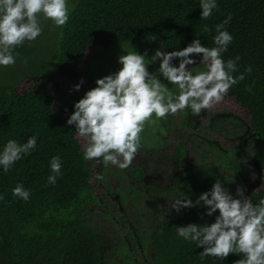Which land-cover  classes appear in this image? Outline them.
<instances>
[{
	"label": "trees",
	"instance_id": "16d2710c",
	"mask_svg": "<svg viewBox=\"0 0 264 264\" xmlns=\"http://www.w3.org/2000/svg\"><path fill=\"white\" fill-rule=\"evenodd\" d=\"M72 1L73 5L68 3L69 21L62 28L56 27L53 47H44L42 42H25L16 49L19 56L13 67H16L14 71L19 70L5 81L0 79V148L8 139L24 143L31 135L38 137L31 156L17 161L7 173L0 172V264H234L240 256L229 254L225 261L212 257L202 260L198 255L202 248L196 249L176 235V226L212 223L218 212L208 217L203 215V207L196 206L177 214L164 206L165 210L154 211L158 219L154 225L143 218V210L136 214V223H131L132 218L124 216L129 206L117 198L106 200L113 191L111 187L106 197L99 195L92 181L96 178L103 182L104 178L98 179V164L82 158V144L75 127L66 124L48 90L50 83H61L59 77L83 78L90 85L95 84L91 74L99 72L93 63L110 53L115 56V52L120 53L128 44L135 45L136 51L159 48L172 51L183 49L199 38L202 45L211 48L214 26L231 15L226 28L233 42L223 58L227 61L239 56L238 72L233 75L244 73L245 79L226 95L246 108L251 116L248 128L254 140L241 141L237 147L250 149L253 166L259 170L263 184L251 190L244 181V186L243 169L238 168L237 161L224 157L221 150L211 164H200L194 169L186 163L183 166L188 147L196 142L190 134H185L174 151H165V157L160 156L166 163L170 161L171 169V164L176 163L183 168L179 166L177 174H173L174 182L161 188L154 200L168 203L186 193L195 201L215 180H221L232 194L241 181L240 187L255 204L264 198V0H217V9L207 20L200 18L199 0ZM206 26L211 31H205ZM92 46H101L106 54L86 59ZM195 59L199 61L200 56ZM22 61L31 64L27 66ZM248 67L252 69L250 73L245 72ZM26 79L32 85L18 93L15 88ZM161 145L162 150L168 148ZM56 155L62 160L61 175L55 185H49V160ZM131 171L135 175L131 185L147 192L152 178L145 177L140 165ZM17 183L30 190L27 202L12 195ZM109 206H112L108 212L113 227L98 232L91 220L100 211L104 214ZM95 208L99 211L94 213ZM150 211L146 212L149 216ZM151 224L153 233L148 227ZM147 234L151 235L149 244L145 245ZM123 240L130 243L131 258L116 255Z\"/></svg>",
	"mask_w": 264,
	"mask_h": 264
},
{
	"label": "clouds",
	"instance_id": "9594fccd",
	"mask_svg": "<svg viewBox=\"0 0 264 264\" xmlns=\"http://www.w3.org/2000/svg\"><path fill=\"white\" fill-rule=\"evenodd\" d=\"M217 7V0H199L201 20H207ZM69 18L68 0H0V67L15 65L19 56L16 49L41 36L42 19L62 28ZM231 19L229 15L214 26L211 48L196 38L183 49L159 48L150 59L147 51L141 54L132 47L130 51H123L126 54L117 58L119 69L98 78L95 87L73 104L66 121L85 141L82 158L127 169L141 148V134L146 124L155 125L185 109L199 116L202 110L220 103L230 88L245 79L244 73L233 75L238 72L239 56L227 61L223 58L233 42L226 28ZM205 31L211 30L206 26ZM196 56H200L199 64L204 65V70L193 71L195 67H188L196 63ZM177 60L178 65L174 63ZM157 61L159 67L149 72L148 66ZM251 70L248 67L245 72ZM83 83L81 78L73 90L79 91ZM37 138L31 135L24 143L8 139L0 148V172L7 173L17 161L31 156L37 147ZM61 168V157L53 156L49 160V185H55ZM12 195L27 202L31 193L22 183H17ZM196 206L203 207V215L208 217L218 212L214 222L176 226V235L196 249L202 248L198 254L202 260L212 257L225 261L229 254H234L241 257L234 264H264V198L254 204L245 195L244 188L232 194L221 180H215L195 201L181 193L170 208L179 214L182 209Z\"/></svg>",
	"mask_w": 264,
	"mask_h": 264
},
{
	"label": "rangeland",
	"instance_id": "374dc122",
	"mask_svg": "<svg viewBox=\"0 0 264 264\" xmlns=\"http://www.w3.org/2000/svg\"><path fill=\"white\" fill-rule=\"evenodd\" d=\"M69 2L70 5H73L72 0H68V3ZM45 21L47 20H41L43 32L41 36L35 40V43L42 42L44 47L52 48L54 41L56 42V26L53 24V22L48 24ZM130 47L133 48L136 46L131 44L125 45L122 48L126 49L122 50L120 53L115 52V56L110 53V55L104 57L102 61L94 62L93 67L96 68V72H99L95 75L91 74L95 81L98 78H102L105 75L117 71L120 67V65L117 63V58L120 55L126 54L124 52L130 51ZM145 51L148 53L147 58L150 59L155 50H137V52L141 54ZM105 54L106 52H104V49L101 46H92L86 53V59L90 56H103ZM22 62L27 66L31 64L25 61ZM174 63L178 65L177 61H174ZM18 64L19 63L17 62V65ZM15 65L0 67V79L2 81H5L9 75H12L19 70L18 69L17 71H14L16 67L13 66ZM158 67L159 62L157 61L155 64L149 65L148 70L149 72H154ZM188 67H195L193 71L204 70V65L199 64V61ZM80 68L81 70H84L83 65H81ZM58 81L61 83L58 84L52 82L49 84L48 92L51 93L56 100V106L58 107L61 116L67 120L73 111V104L82 98L87 90L95 87V84L91 83L93 85H90V83L84 79V83L80 90L74 91L73 86L79 83L80 80H66L59 77ZM90 81L91 79H89V82ZM165 83L167 82L165 81ZM31 85L32 83L26 79L24 82L17 85L15 89L18 93H23L24 91L29 90ZM168 86L171 87L170 84ZM223 113H225L226 116ZM187 118L189 120H187ZM238 118L240 119L239 121L236 120ZM243 122H245L247 126H245ZM249 126H251V116L249 115L248 110L236 102L234 98L225 95L224 99L220 103L215 104L213 107L207 110H202L199 116H193L190 113V110L185 109L183 111L177 112L174 115L166 116L165 118L158 121V123L155 125L148 126L146 124L145 131L141 134V148L138 150L137 154L141 155V159L149 157L152 161L154 160L156 162V160L161 155H165L166 150L169 152L174 151V147L181 142V137L186 136L185 134H190L192 138L196 139V142L194 145H192L191 142L187 150L185 161L188 165V168L194 169L200 164H211L214 161L213 158L215 156L217 157L219 150H221L225 153L224 157L228 159L231 158L232 162L237 161L239 166L238 168L243 169V183L245 181L250 189H256V187H261L263 182L262 179L258 180L259 170L253 166L251 151L250 149L246 150L245 147L243 148L245 150H241L242 147H237L241 141L247 143L251 140L253 142L254 138L252 139L250 136V129L248 128ZM78 138L83 145L85 141L80 137ZM158 141H160L161 144L166 145L168 148H166V150L160 149L163 147L158 143ZM213 145L217 146V148H213ZM208 149H211L212 151H209ZM220 157L223 158V155H220ZM168 165V163H165L162 167H167ZM100 168H102L101 171ZM97 171H100L99 176L104 178L103 182L105 183L104 184L102 181L97 180L96 178L92 180L93 183H96L97 193L99 195L105 194L106 197L107 189L111 187L113 191L110 192V197H106V200L109 202L117 198V200L120 202L125 203L124 205L129 206L124 213V216L126 218H132L131 223H136V214L143 210L145 211V216H143V218L146 217L147 220L149 219V222L154 225L158 220L154 212L155 210H165L164 206L168 207V209H171L170 207L173 201H169L168 203H161V200L155 201L154 197L151 198L148 192H142L134 185H131V182L125 183V181H131L129 179L133 180L135 178V175L132 174L131 169L121 170L111 164H108L106 166L98 165ZM112 179L114 181H112ZM119 179L122 181L118 182ZM154 179L160 181L163 186L165 183L169 182L168 180L160 177H155ZM241 185L242 182L240 181L238 183V187L241 188ZM150 192L153 194L152 191ZM110 208H112V206L106 207V209L104 208V214L100 211L92 218L91 222L97 228L98 232L107 231L113 227L108 212ZM150 209H152V211H150L149 216L146 214V212ZM95 211H99V209L95 208L93 212L95 213ZM115 216L117 219V214ZM139 219L141 220V217H139ZM152 224L148 226L152 229L151 233H153L154 228ZM150 235L147 234L145 236V245L149 244ZM129 244L130 243L123 240L122 244H119V247L116 250V255L119 257L126 256V258H131L133 252ZM138 255L142 257V255Z\"/></svg>",
	"mask_w": 264,
	"mask_h": 264
},
{
	"label": "flooded vegetation",
	"instance_id": "af4514ba",
	"mask_svg": "<svg viewBox=\"0 0 264 264\" xmlns=\"http://www.w3.org/2000/svg\"><path fill=\"white\" fill-rule=\"evenodd\" d=\"M225 114V113H223ZM236 118V117H234ZM237 121H239L240 119H236ZM166 150V149H164ZM167 151V150H166ZM169 152V151H168ZM165 157V155H162ZM187 156V155H186ZM185 156V158H186ZM141 155L140 154H136V157L135 159L133 160L131 166H129L127 169H131L132 167H139V165L143 168V170H145V177H150V179L152 178V185L150 187V189L148 188L147 189V192L150 194L151 198H153L155 195H157V193H159L158 191L162 188H164L165 186H168L169 184H171V182L173 183L174 182V177H173V174L175 173V175L177 174L178 172V169L179 166L182 167V164L178 165L177 163L176 164H171L173 169H171L169 167L170 165V161H168L167 163L169 164L167 167H162L166 162L164 159H162L161 157H159L156 162L153 160H151L149 157L145 158V159H141ZM185 158L182 159V161H185ZM91 162H94V164H98L100 165L101 163H99L98 161L96 160H92ZM186 161L183 162V166H186ZM98 165L96 166L97 169H98ZM101 166H103V164H101ZM183 168V167H182ZM96 169V170H97ZM102 170V168H100V171ZM99 171V172H100ZM98 172V173H99ZM152 172H155V173H152ZM155 177H160V178H163L165 180H168L169 182L165 183L164 186L162 185V183L158 180H155L154 178ZM134 180V179H133ZM133 180L131 179V182H133ZM258 180H261L260 179V176H259V179ZM122 180H118V182H121ZM130 182V181H129ZM136 182V181H134ZM258 182V181H257ZM250 189V187H248ZM252 190V189H251ZM153 194H151V192ZM148 250V248H147ZM142 257L144 256L143 254H141Z\"/></svg>",
	"mask_w": 264,
	"mask_h": 264
}]
</instances>
